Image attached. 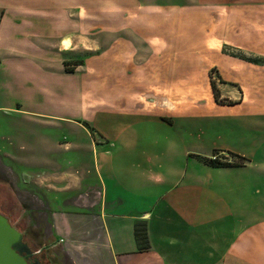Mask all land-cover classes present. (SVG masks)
Segmentation results:
<instances>
[{"label":"crops","instance_id":"obj_1","mask_svg":"<svg viewBox=\"0 0 264 264\" xmlns=\"http://www.w3.org/2000/svg\"><path fill=\"white\" fill-rule=\"evenodd\" d=\"M72 6L77 12L83 5ZM67 7L66 0H0V110L25 114L31 122L48 118L41 122L53 128L64 124L61 128L74 136L82 132L90 141L57 143L47 152L90 153L94 172L90 180L82 181L88 173L81 168L78 180L63 177L64 181L48 185L51 192L76 191L78 195L74 210L50 213L51 246L69 264H264V159L245 157L243 165L214 168L204 163L214 159L213 151L242 156L228 146L205 152L198 147L203 152L195 154L188 143L179 147L168 142L158 152L136 158L129 176L116 174L107 146L128 147L123 139L130 124L122 125V120L171 126L175 118L190 116L193 107L179 113L171 107L176 100L171 90L178 80L173 57L171 63H158L166 77H132L148 85L140 93H126L119 87L130 77L124 71L126 65L133 70L144 64L142 53L158 59L167 50L173 55L172 47L150 45L142 52L125 40L103 53L75 52L84 26L95 33L98 20L86 25L79 12L67 16ZM128 29L138 41L157 38L156 29H145L143 24L135 25V31ZM124 52L130 55L119 63L118 56ZM72 61L79 64L66 73L64 62ZM122 69V78H116ZM58 75L73 80L64 85L65 78L57 79ZM154 79L157 82L152 83ZM99 113L111 114L110 120L119 117L122 126L115 128L111 122L106 131L99 130L94 124ZM24 164L62 163L46 158ZM85 164L80 160L68 165ZM136 227L146 236L141 243L135 238Z\"/></svg>","mask_w":264,"mask_h":264},{"label":"rangeland","instance_id":"obj_2","mask_svg":"<svg viewBox=\"0 0 264 264\" xmlns=\"http://www.w3.org/2000/svg\"><path fill=\"white\" fill-rule=\"evenodd\" d=\"M79 3L83 6L76 12L72 5ZM66 4L70 6L67 16L79 12L86 25L87 21L98 20L99 28L91 34L83 22L82 37L74 46L75 52L91 49L103 53L113 44L114 49L122 46L125 40L136 51L142 48V52L150 45L172 47L173 55L167 50L158 59L153 54L142 53L144 64L133 70L126 65L124 71L130 77L119 87L126 93L130 90L140 93L148 85L143 79L132 80V77L137 74L145 79L154 75L166 77L165 68L160 69L158 63H171L173 57L178 80L171 90L176 99L170 102L171 107L177 113L193 107L190 116L175 118L171 126L149 120L138 122L136 118L122 120V125L130 124L123 139L128 147L121 150L107 146L115 159L116 174L129 176L136 158L150 156L168 142H177L179 147L181 143H188L195 154L203 152L198 147L205 152L228 146L244 158L264 159V76L260 74H264V0H66ZM138 24H143L145 29L155 28L156 40L150 42L148 37L138 41L133 37L128 26L133 30ZM129 55L124 52L118 56L119 63H124L122 59ZM68 63L67 67L72 69L74 61ZM255 68L257 71L253 72ZM122 74L123 69L116 78L121 79ZM56 78H65L64 85L73 80L68 75ZM211 81L215 83L218 104L214 101ZM155 82L154 79L152 83ZM24 115L0 110V213L19 232L26 233V241L33 232L38 234L41 244H50L51 236L44 237L50 229V213L74 210L78 195L76 191L51 192L48 185L58 183L59 179L64 181L63 177L78 180L82 169L88 173L82 181L90 180L94 172L90 153L71 150L48 155L47 152L57 143L89 144L90 141L82 132L74 136L66 127L61 128L64 124L53 128L41 122H47L48 118L31 122ZM109 116L99 113L95 126L105 131L111 122L115 128L122 126L118 125L119 117L110 120ZM212 156L221 161L242 162L231 153L220 155L219 151H213ZM46 158L62 164H24ZM80 160L86 163L84 167L68 165ZM56 253L62 255L58 250Z\"/></svg>","mask_w":264,"mask_h":264},{"label":"water","instance_id":"obj_3","mask_svg":"<svg viewBox=\"0 0 264 264\" xmlns=\"http://www.w3.org/2000/svg\"><path fill=\"white\" fill-rule=\"evenodd\" d=\"M24 236L0 213V264H32Z\"/></svg>","mask_w":264,"mask_h":264},{"label":"flooded vegetation","instance_id":"obj_4","mask_svg":"<svg viewBox=\"0 0 264 264\" xmlns=\"http://www.w3.org/2000/svg\"><path fill=\"white\" fill-rule=\"evenodd\" d=\"M20 232L24 236V243L28 245L32 253V256L30 258V262L32 264H69L67 259L63 255L56 253L58 249L52 247L51 243L41 244L38 241L37 233L31 232L29 236V240L26 241V238H27L26 233L23 232L22 230ZM44 237L47 239L49 236L47 233H45Z\"/></svg>","mask_w":264,"mask_h":264},{"label":"trees","instance_id":"obj_5","mask_svg":"<svg viewBox=\"0 0 264 264\" xmlns=\"http://www.w3.org/2000/svg\"><path fill=\"white\" fill-rule=\"evenodd\" d=\"M76 64H79L78 63H73L72 65H76ZM69 65L68 62H64V68H65V72L67 73H72V70L71 68H68L67 66ZM71 65V64H70ZM211 88L213 90V97H214V101L218 104V100H217V97H218V93L216 91V87H215V83L211 81ZM233 157L235 158H238L240 159L242 162H238V163H231V162H227V161H221V160H218L216 158L214 159H204V163L207 164L208 166L210 167H214V168H225V167H233V166H240V165H243L244 162L246 161L245 158H242V157H238L236 155H233ZM138 227V225H137ZM136 227L135 229V238L137 240V243H141L142 240H145L146 239V236H145V233H144V230H141V229H138ZM141 227V226H140Z\"/></svg>","mask_w":264,"mask_h":264}]
</instances>
